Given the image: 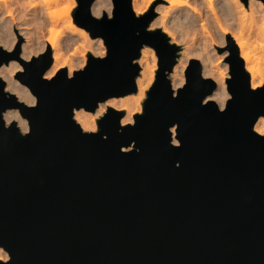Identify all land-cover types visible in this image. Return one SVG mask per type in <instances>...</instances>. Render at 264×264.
I'll use <instances>...</instances> for the list:
<instances>
[{
  "label": "water",
  "instance_id": "95a60500",
  "mask_svg": "<svg viewBox=\"0 0 264 264\" xmlns=\"http://www.w3.org/2000/svg\"><path fill=\"white\" fill-rule=\"evenodd\" d=\"M93 2L77 0L73 19L106 53L88 52L72 75L45 77L51 51L22 59L21 37L0 46V66L17 59L15 77L36 98L19 100L0 77V264H264V133L254 129L264 83L251 86L227 34L217 46L229 65L224 106L207 99L217 83L198 58L175 89L181 46L149 28L153 6L136 14L131 0H112L111 16H95ZM144 45L158 68L142 112L122 124L125 111L108 106L83 130L75 109L137 91ZM10 108L26 131L6 124Z\"/></svg>",
  "mask_w": 264,
  "mask_h": 264
},
{
  "label": "bare ground",
  "instance_id": "6f19581e",
  "mask_svg": "<svg viewBox=\"0 0 264 264\" xmlns=\"http://www.w3.org/2000/svg\"><path fill=\"white\" fill-rule=\"evenodd\" d=\"M131 1L136 14H141L146 10L141 6L140 0ZM148 1L150 4L154 0ZM164 1L166 4H162L157 8L160 10L159 17L152 20L149 26L150 28L160 27L170 37L171 42H182L181 35L191 37V46L184 50L182 54L188 56L195 54L200 57L203 66V75L213 76L217 81L216 88L207 99H214L220 107H223L230 96L224 84V77L226 76L219 73L210 64L211 54L209 53L212 52L209 50V45L210 43L215 44L214 36L217 30L216 28L220 29L223 36L231 34L238 46L239 54L243 58L245 68L249 72L251 86L255 88L264 83L261 71V61H264V43H260L261 53L257 56L254 49L250 48V44L244 38L243 34L240 31L234 32L229 27L230 25H235V23L243 29L249 27L250 30L254 31L264 40V18L262 21L260 11L258 12L257 10L258 8L261 9L264 7V3L261 0H252V4H249L248 7L239 0H216V2L214 0ZM58 2L59 0H0V15L5 14L4 19L0 20V45L4 44L3 48L7 50H12L16 46L17 37L11 35L13 34L12 28L17 25L21 31L20 34L25 36L22 53L19 55L20 58L28 60L37 51L41 53H46L48 50L51 51L52 64L45 72V77L48 78L56 74L62 67H67L68 74L72 75L75 68L83 67L86 62V57L83 58L81 64L73 62V58L67 56L65 53L76 40L77 36L89 39V33L85 28L79 27L73 22L69 14L72 5H68L65 15L59 18L55 14V11L52 10L54 3ZM107 6V0H95L91 6V12L95 16H101L103 11L107 9ZM207 9L212 16L207 14ZM5 16L11 17V20H7ZM59 19L67 23L72 35L66 37L61 42L58 36L54 34V26ZM45 31L48 32V36H45ZM204 37L205 41H203ZM30 42L32 45L34 43L37 44L36 49L34 47L30 49L27 47V44L29 46ZM196 45L199 47V50L195 48L197 47ZM104 54L105 51L98 56ZM156 60L155 50L149 46H143L138 58L141 69L139 75L136 77L137 91L135 93L127 97L118 96L108 98L100 102L93 112L85 110L84 108L75 109L74 118L82 129L85 131H95L98 116L108 106L125 111V114L121 118L122 124L132 123L134 113L137 111L136 106L140 105L146 89L155 78L157 64H153V61L155 62ZM187 61L186 59L184 62L181 55L177 63L173 66L170 75L172 85L175 88L178 85H182L185 80L184 71ZM21 69V63L17 59H12L8 63L0 66V76L7 79L6 89L14 93L19 100L31 105L35 103V96L25 84H20L13 78V75ZM4 119L6 124L15 120L21 130L26 131L28 129V122L19 113L18 109H7L4 112ZM254 129L261 134L264 133V116H260L257 119L254 124ZM172 131L174 132V127H172ZM174 142H177V140L174 139ZM8 256V252L0 246V259L6 260Z\"/></svg>",
  "mask_w": 264,
  "mask_h": 264
},
{
  "label": "rangeland",
  "instance_id": "374dc122",
  "mask_svg": "<svg viewBox=\"0 0 264 264\" xmlns=\"http://www.w3.org/2000/svg\"><path fill=\"white\" fill-rule=\"evenodd\" d=\"M95 1V0H94ZM100 1V0H98ZM216 2V0H214ZM240 2H242L246 7H248L249 4H252V0H249L248 4L246 5L242 0H239ZM108 2V6H107V9H105L104 11L107 12L108 15L111 16L112 14V0H107ZM94 3V2H93ZM140 3H141V6H143L146 10L143 12H147L150 7L153 6V10L155 11L156 13V16L154 17V19L158 18L159 15H160V10L157 9L159 6H161L162 4H166V2L164 0H154L152 3L149 4V1L148 0H140ZM56 4V5H55ZM168 4V3H167ZM68 5H72L71 9L69 10V14L71 15L72 17V20L74 22V19H73V11L75 9V7L77 6V0H59L58 3H54L53 5V8L52 10L55 11V14L61 18L62 16L65 15L66 13V7ZM256 6V5H254ZM111 10H109L110 8ZM109 8V9H108ZM258 8V7H257ZM258 12L260 13V17L263 21V18H264V7H262L261 9L258 8L257 9ZM263 10V11H261ZM103 11V12H104ZM262 12V13H261ZM16 13V12H15ZM142 14V13H141ZM207 14H210L212 16V14L210 13V11L207 9ZM5 15V14H4ZM4 15H0V20H3L4 19ZM102 15V14H101ZM3 16V18H2ZM7 18V20H11V17H8V16H5ZM153 19V20H154ZM261 21V22H262ZM152 22V21H151ZM75 23V22H74ZM76 24V23H75ZM77 25V24H76ZM79 26V25H77ZM81 27V26H79ZM231 28V30H233L234 32H237V31H240L244 38L248 41V43L250 44V48L251 49H254L256 55H260V51H261V48H260V43H264V40H262L254 31L250 30L249 27L243 29L241 27H239L236 23L235 25L233 26H229ZM150 28V26H149ZM155 28H158V27H155ZM155 28H150V29H155ZM216 32H215V44H211L210 41V45H209V50H211L212 53H209L211 54V65L212 67L217 70L219 73H222L224 76V84L226 86V78L229 77V65H228V62L225 61V55L227 53V51L225 52H219L217 50V46H221L225 43V40H226V35L223 36V33L220 31L219 28H216ZM34 31V30H33ZM12 32L13 34L11 36L14 37H17V41L16 43L21 39V42H20V49H21V53H22V45H24L25 43V36L23 34H20L21 31L20 29L17 27V25H15L13 28H12ZM25 32V31H23ZM89 33V32H88ZM54 34L56 36H58L59 38V41H64L66 37L68 36H72L71 33H70V30L67 26V23L64 22L62 19H59L57 21V23L55 24L54 26ZM45 36H48V32L45 31ZM21 37V38H20ZM20 38V39H19ZM183 41L182 42H175L177 45H180L181 46V49L179 50V55L181 56L182 55V59L184 60V62L186 61V59L188 60L187 61V65L189 63V60L191 58H198L201 62V59L200 57H198L197 55L193 54V55H185V54H182L184 53V50H186L187 48H189L191 46V43H192V40H191V37L190 36H187V35H181L180 37ZM205 41V37H204V40ZM208 42V41H207ZM15 43V45H16ZM0 46L4 47V44H1ZM37 44L34 43L33 45L31 44V42L29 43V46L27 44V47L30 49L31 47H36ZM144 46H149V45H144ZM197 46V45H196ZM16 46H14L15 48ZM151 47V46H149ZM13 48V49H14ZM152 49H154L153 47H151ZM199 50V47H195ZM12 49V50H13ZM36 49V48H35ZM7 50V49H6ZM155 50V49H154ZM10 51V50H9ZM103 51H105L106 53V47L104 45V42H103V39L101 37H96V38H92L89 34V39H84L82 37H76V40L73 42V44L70 45V47L65 51L66 55L69 56V57H72L73 58V62H77L79 64L82 63V60L84 57H86V61H87V53L88 52H91L93 53L94 55H100V54H103ZM20 53V54H21ZM41 52L40 51H37L36 53H34L33 57L40 54ZM156 53V52H155ZM157 56V54H156ZM178 56V58L180 57ZM178 58H177V61H178ZM31 59V58H30ZM138 62V59L136 60ZM156 63L157 64V68H158V56H157V60L154 62L153 61V64ZM177 63V62H176ZM86 64V62H85ZM84 64V65H85ZM139 64V62H138ZM202 64V63H201ZM140 65V64H139ZM187 65H186V68H187ZM203 67V66H202ZM82 67H78V68H75L74 70L76 69H80ZM156 68V66H155ZM156 68V70H157ZM185 68V69H186ZM140 69H141V66H140ZM261 71H262V76L264 78V61H261ZM156 73V72H155ZM203 73V72H202ZM184 75H185V71H184ZM1 77V76H0ZM205 77H211V76H205ZM2 78V77H1ZM13 78L15 80L18 81V83L20 84H23L21 83L16 77H15V74L13 75ZM170 78H171V75H170ZM185 78V76H184ZM211 78H213L215 81L216 79L212 76ZM4 81H5V89H6V84H7V79L3 78ZM155 79V78H154ZM154 81V80H153ZM185 81V80H184ZM153 83V82H152ZM151 83V85H152ZM184 83V82H183ZM217 83V81H216ZM150 85V86H151ZM149 86V87H150ZM181 85H178L177 87H179ZM149 87L146 89L145 91V95L144 97L142 98V100L140 101V105L139 106H136L137 108V111L134 113H139V112H142V108H143V101L145 100L146 98V92L147 90L149 89ZM176 87V88H177ZM175 88V87H174ZM175 88V89H176ZM7 91H9L8 89H6ZM135 93V92H134ZM130 94L132 93H129L127 95H124V96H130ZM106 111V109H105ZM104 111V112H105ZM101 115V114H100ZM99 115V116H100ZM98 116V117H99ZM18 124V123H17ZM97 124V122H96ZM97 129V128H96Z\"/></svg>",
  "mask_w": 264,
  "mask_h": 264
}]
</instances>
